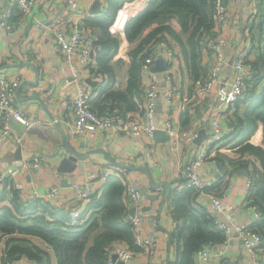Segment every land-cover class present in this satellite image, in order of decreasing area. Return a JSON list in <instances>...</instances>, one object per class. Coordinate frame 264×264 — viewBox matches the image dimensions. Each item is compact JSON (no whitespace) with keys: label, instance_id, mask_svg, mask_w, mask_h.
Here are the masks:
<instances>
[{"label":"crops","instance_id":"obj_1","mask_svg":"<svg viewBox=\"0 0 264 264\" xmlns=\"http://www.w3.org/2000/svg\"><path fill=\"white\" fill-rule=\"evenodd\" d=\"M95 1L37 0L33 6L32 14L26 18L21 17L16 8H13L9 21L15 22V29L8 33L4 30L3 25L8 5L3 0H0V72L3 71L9 75L14 73L20 74L21 82L17 86L16 103L22 106L30 115L37 116L43 121L29 130L21 122L16 120L10 121L11 127L16 133L21 135L22 140L17 143L10 138L4 142L0 152V172H4L8 166L19 164L24 159L34 155L43 156L45 159L44 163L35 168L30 176L18 174L2 183L0 182V192L6 190L7 195H9L13 183L22 180H24L28 190L34 186L46 188L62 184L64 191L59 195L54 205L68 210V212L76 208L86 209L85 214L90 216L88 224L94 219L98 221V225L89 234L87 241L88 248L94 243L95 237L104 230L101 213L102 205H98L96 201L97 197H93V200L90 202L74 201L69 184L72 180L83 181L91 174H99L104 171H108L109 173L124 172L127 182L136 183L142 189L144 199L137 213L142 215L144 234L147 237L157 238L159 248L158 253L153 256L137 254L126 264H166L169 253L170 264H172L177 257L175 251L176 237H173V232L178 223L172 215L174 204L170 193L172 191L180 192L184 188L181 187L183 168L184 164L194 154L196 147L195 140L194 142L177 141L167 132L170 136L169 140L162 139L156 141L154 136L151 138H132L118 132L116 127H111L103 133L89 132L77 137L67 135L68 143L75 146L81 152L103 147L115 161L148 168L152 171L156 182H170V191L164 203V188H152L148 174L142 170H130L120 167L102 153H94L80 159L77 168L71 173L57 170L60 160L66 154L63 147V135L49 117L43 104L48 107L55 120L61 122L62 116L70 111V103L77 94V87L75 84L65 81L69 67L62 62L59 53L54 47V37L49 28L43 26V23H57L60 22V19L69 17L77 18L80 13L85 12L89 17L83 21L84 24L82 26L97 39L101 34V29L95 24L88 23V20H91L93 16L102 14L103 12L99 6L98 13H91ZM150 1H126L119 9L116 19L110 27L113 35L118 36L120 39L118 54L110 63L116 76L114 83L109 87L110 92H123L128 86L129 69L131 67L130 53L153 26L147 27L137 39L129 41L125 35V25L130 17L144 9ZM249 1L233 0L227 2L232 8L230 23L225 30L226 37L228 38V48L225 54L229 60L248 42L246 24L250 9ZM122 10H125L127 13L124 25L115 28L118 15ZM172 25L181 39L185 41L188 32H183L175 21H172ZM165 40L173 48L174 55L169 58L167 51L162 46L156 52V61L162 60V64L166 66V68L164 67V69L157 71L159 96L156 99L155 115L158 129L165 130L166 118L167 116H171L174 125L182 128L183 131L188 133L197 132L199 134L200 130L204 128L207 134L211 130L210 119L215 111L218 101V89L220 88L219 85L216 86L213 93L206 98L196 95V90L205 76V67H207V62L211 55L207 43L203 40L199 57L200 64L196 67L190 65V61L185 57L183 47L176 37L167 34ZM250 52L251 58H254L256 49L254 48ZM200 65L203 68L201 71L199 70ZM89 70H85V74L90 75ZM231 76L232 68L227 67L222 73V78L229 80ZM147 79L148 75L143 73L141 82L144 88L147 86ZM91 82H94L93 78ZM102 85L104 86L105 84L103 83ZM91 86L93 87V85ZM19 87L20 90L18 91ZM261 88L262 86L260 85L258 89L260 90ZM168 91L174 94L172 100H168L165 95V92ZM106 93L101 88L94 96L96 97L100 94L99 96L103 98ZM180 96H189L190 98L185 111H182L180 107ZM40 98H42L43 104L39 100ZM135 98L137 99V94L134 95L133 99L135 100ZM99 101V105L101 102L104 104L115 103L120 105L118 100H113L106 96L103 100ZM138 102L139 100L137 104ZM233 110L231 113L235 112L237 108ZM127 113H141V110L137 106ZM61 125L65 131L62 122ZM18 149H20V159L16 158ZM224 168L227 169L226 166ZM202 174L215 179L217 182L219 181L218 183L216 182L217 187L213 188L212 192L217 193V189L221 190V184L225 181V178H223L224 176L216 163L214 164L211 159L203 166ZM247 177L240 172H236L231 181L232 189L224 199L226 209L238 207L236 217L239 223H247L251 220L245 207L249 196L247 187L245 186ZM102 190L98 192V195ZM209 193L210 190H207L206 193L197 195L196 198L192 196V206L202 216L207 215L204 206L209 205L211 202ZM130 210L126 219L132 217ZM208 226L209 228L211 227L209 224ZM169 233L172 234L171 239ZM184 234H187V231ZM179 241L181 247L183 238L179 239ZM117 242L128 245L124 240ZM216 243L218 245L221 244V242L217 241ZM12 244L29 248L37 246L47 252L49 258L48 264H59L53 247L43 238L21 233L4 234L1 232L0 264L5 250ZM42 256L44 260H47V256ZM23 259L24 264H38L35 258L27 257ZM249 262L250 254L248 250L239 237H234L225 254H215L210 260L199 258L198 264H249ZM195 264L197 263L195 262Z\"/></svg>","mask_w":264,"mask_h":264},{"label":"built area","instance_id":"obj_2","mask_svg":"<svg viewBox=\"0 0 264 264\" xmlns=\"http://www.w3.org/2000/svg\"><path fill=\"white\" fill-rule=\"evenodd\" d=\"M7 5L6 19L3 20L4 30L8 33L15 29V22L9 21L12 9L20 13L23 18L32 14L33 6L37 0H3ZM102 10L107 7L106 0H99ZM233 0H213L214 8V28L213 32L206 36L208 49L211 52L207 62V74L199 84L196 95L206 98L210 96L216 86L218 89V101L215 111L210 119L211 130L207 133L205 139L199 144H195L194 154L184 164L183 179L181 187H189L200 195L207 192V188L216 184L215 179L204 176L202 168L205 163L213 159L216 148L235 130V125L230 119V113L233 111L235 104L242 99L246 91L252 86L255 78L253 60L251 52V31L247 28L248 42L233 57L232 64L226 58L225 51L228 48V38L225 30L230 23L232 8L227 2ZM259 0L249 1L248 21L253 20L258 14ZM101 10V11H102ZM104 12H102L103 14ZM89 15L85 12L80 13L77 18L60 19L57 23H43L48 27L54 37V47L59 53L61 60L69 67L68 75L65 81L73 83L77 87V94L70 103V111L65 113L61 122L68 136L77 137L88 134L89 132L103 133L111 127H116L117 131L128 135L132 138L153 137L158 129L156 120V99L159 96L158 72L152 70L156 62V52L162 46L170 57L174 55V50L170 47L165 38L157 42L155 55L146 57L142 64L143 73L148 75L147 86L143 95V100H139L138 106L141 113L119 114L113 112L100 113L92 104V98L99 92L101 84L105 83L107 78L96 86H91L92 80L96 77L95 72H91V67L97 68L92 57L96 51V38L83 28V21ZM95 56V55H94ZM232 68V76L228 80L222 78L225 69ZM85 70L90 71V75L85 74ZM89 78V79H88ZM21 82L20 74L14 73L9 75L3 71L0 72V152L5 141L12 138L17 143L21 142L22 137L11 127L10 121L16 120L21 122L27 130L41 124L43 121L30 115L22 106L16 103L17 86ZM168 100L173 99V92H165ZM182 111L187 109L190 102L189 96H180ZM60 122V123H61ZM166 132L177 141L194 142L198 136L197 132L188 133L174 125L171 116L166 118ZM233 135V134H232ZM45 161L43 156L34 155L26 158L19 164H12L4 172H0V182L6 181L18 174L30 176L32 171L41 166ZM217 165V164H216ZM229 173L225 176V181L219 192L210 191V204L204 206L206 212L212 218L214 226L221 230L225 238L220 245L214 240L205 242L197 251L196 255L202 260H210L215 254L223 255L230 247L232 238L239 237L245 248L250 254L249 264H263V257L260 255L261 246L264 243L262 232L255 225L262 218V211L255 202L246 201V211L249 213L251 220L247 223L237 221L236 212L238 207L226 209L224 204L225 197L232 189V180L237 169L229 168ZM118 175L124 183H127V200L130 208H136V213L131 217V223L134 230V245L131 248L122 242L110 244L107 250V259L105 264H117L122 261L126 264L137 254L153 256L158 253V240L154 237H147L144 234L142 215L138 214V209L142 206L144 199L142 189L136 183L127 182L124 172H112ZM112 173L108 171L99 174H91L83 181L72 180L69 188L73 194V200L77 202H90L91 196L103 189L108 176ZM245 186L247 193L250 195L255 190V182L247 177ZM12 187L18 190L21 199L26 203H32L36 200L55 204L59 195L64 191V186L52 185L46 188L37 186L27 189L24 180L13 183ZM202 208V207H201ZM203 209V208H202ZM86 209H71L70 214L73 217L71 224L74 226L85 225L89 221ZM114 256H116L114 258ZM15 264H24V261H17Z\"/></svg>","mask_w":264,"mask_h":264},{"label":"trees","instance_id":"obj_3","mask_svg":"<svg viewBox=\"0 0 264 264\" xmlns=\"http://www.w3.org/2000/svg\"><path fill=\"white\" fill-rule=\"evenodd\" d=\"M106 1L108 5L106 10H102L104 13L88 20V23L95 24L101 29V34L95 40L94 61L97 68H90L91 72L96 73L91 85L96 86L107 78L105 85L100 86L99 90L104 89L107 92L104 97L118 100L120 105L102 102L99 105V100L104 99L99 96L100 94L93 96L92 104L100 113L113 112L125 115L138 106V100H143L145 88L141 82L142 64L146 57L155 55L157 42L167 34L173 35L180 41L190 65L197 67L200 64L202 42L203 40L206 42V36L213 32L215 25L213 0H151L144 9L127 20L125 35L129 41L137 39L147 27H153L130 53V76L128 86L123 92H110L109 88L116 79L110 63L118 54L120 47V39L113 35L110 27L124 3L133 0ZM126 14L125 10L120 11L115 28L124 25ZM172 21L178 23L183 32H188L185 41L174 29ZM247 28L252 34L251 50L256 49L255 57L252 58L255 78L245 96L235 104L234 108L237 110L230 114V119L235 125L233 135L226 136L223 142H227H222L216 148L213 159L227 167L223 178L229 173L230 167L237 170L245 168L250 172V177L255 182V190L248 199L257 203L262 211V218L255 225L264 237V0H259L257 16L251 21L247 19ZM201 69L203 70L200 65L199 70ZM207 69L205 67V76ZM260 85L262 88L259 90ZM135 94L137 99L134 100ZM181 181L184 179L182 178ZM216 187L214 184L207 190L211 191ZM217 191L219 192L220 189ZM6 192V190L0 192V232L43 238L53 247L59 264H105L108 246L119 240H124L132 249L135 248L131 218L126 219L130 210L127 183L116 174L108 176L99 195L96 192L91 196V200L97 197L98 205H102L104 230L95 237L94 243L88 248L89 234L98 225L97 219L89 224L74 226L71 224L73 217L68 210L40 200L26 203L21 199L18 190L13 187L9 195ZM170 194L174 204L172 215L178 223L173 232V237H176L177 257L172 264H195L196 253L205 242L209 240L222 242L225 235L214 226L207 212L208 216H206L209 219L194 210L191 200L192 196L196 198L197 193L192 188L185 187L180 192L172 191ZM185 231L187 234H184ZM181 238L183 242L180 247ZM261 250L260 255L264 264V243ZM42 255L47 256V252L37 246L29 248L12 244L5 250L1 264H15L17 261H24L23 258L27 257L37 259L38 264H48V256L47 260H44Z\"/></svg>","mask_w":264,"mask_h":264},{"label":"water","instance_id":"obj_4","mask_svg":"<svg viewBox=\"0 0 264 264\" xmlns=\"http://www.w3.org/2000/svg\"><path fill=\"white\" fill-rule=\"evenodd\" d=\"M99 6H100V1L96 0L92 9H91V13L92 14H96L99 12ZM101 8V7H100ZM95 52L92 53V57H94ZM233 59L229 60V63L232 64ZM164 67L166 68V66H164V64H162V60H157L156 63L154 64L152 70L154 71H158L161 69H164ZM88 82H91V79L88 80ZM20 90V87L18 88V91ZM39 100H41L42 104H43V100L42 98H40ZM45 110L47 111L49 117L51 118V120L54 122V124L57 126V128L60 130V132L63 135V147L66 151L65 156H63V158L60 160L58 166H57V170L60 172H73L79 163L80 159L85 158L86 156L92 155L94 153H102L103 155H105L108 159H110L114 164H117L120 167H124L130 170H142L143 172H145L146 174H148L149 176V181H150V186L152 188H159V187H163L164 188V198H163V203L166 201L167 196H168V192L170 191V187L171 184L170 182H156L153 176V173L150 169L148 168H144L142 166H135V165H129V164H124V163H120L115 161L112 156L110 155V153L105 149V148H95V149H91L85 152H81L80 150H78L75 146H72L68 143L67 140V134L64 131V129L62 128V125L60 122L56 121L53 114L50 112V110L48 109V107L43 104ZM206 132L205 129H201L198 136L195 139L196 144H199L206 136ZM154 139L156 141L158 140H169L170 136L166 133V131L164 129H157L154 133ZM16 158L20 159L21 158V154H20V149H18V153L16 154ZM217 167L220 170V172L222 173V175H224L226 173V169L224 168V165H222L219 161H216ZM238 172L249 176L250 172L245 169V168H239ZM136 213V208H131L130 210V214L134 215ZM170 235V239L172 238V234L169 233ZM170 256V253L168 254ZM168 256L167 258V262L166 264H170V257ZM116 256H114L115 258ZM195 262L198 264L199 263V256L196 255L195 256ZM117 264H124V262L119 261L117 262Z\"/></svg>","mask_w":264,"mask_h":264},{"label":"rangeland","instance_id":"obj_5","mask_svg":"<svg viewBox=\"0 0 264 264\" xmlns=\"http://www.w3.org/2000/svg\"><path fill=\"white\" fill-rule=\"evenodd\" d=\"M202 70V69H201Z\"/></svg>","mask_w":264,"mask_h":264}]
</instances>
